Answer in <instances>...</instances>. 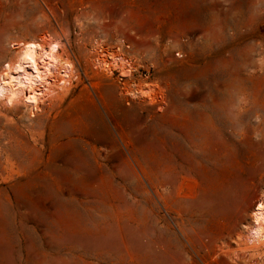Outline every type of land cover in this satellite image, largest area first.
I'll use <instances>...</instances> for the list:
<instances>
[{
	"label": "rangeland",
	"instance_id": "1",
	"mask_svg": "<svg viewBox=\"0 0 264 264\" xmlns=\"http://www.w3.org/2000/svg\"><path fill=\"white\" fill-rule=\"evenodd\" d=\"M106 1L0 0V72L33 40L74 69L35 115L0 103V264H264L246 239L264 192V0H178L167 40L112 33L127 0L100 19ZM122 38L149 44L127 51L129 76L94 67ZM146 81L158 97L129 93Z\"/></svg>",
	"mask_w": 264,
	"mask_h": 264
},
{
	"label": "bare ground",
	"instance_id": "2",
	"mask_svg": "<svg viewBox=\"0 0 264 264\" xmlns=\"http://www.w3.org/2000/svg\"><path fill=\"white\" fill-rule=\"evenodd\" d=\"M124 41L122 38L118 45L121 46ZM10 47L15 53L0 72V103L14 107L21 102L31 115H35L40 110L41 102L51 91V83H54L56 73L70 76L74 72L73 65L57 55L54 48L48 46L45 40L14 41ZM95 49L98 50V54L94 67L106 71L118 68L122 77L129 76L132 71L130 57L123 56L117 48L110 52L101 46ZM157 88L156 84L146 81L141 88L132 85L129 93L133 96L154 98L159 96ZM246 227V239L251 247L256 249L264 245V192L254 206L252 224Z\"/></svg>",
	"mask_w": 264,
	"mask_h": 264
},
{
	"label": "crops",
	"instance_id": "3",
	"mask_svg": "<svg viewBox=\"0 0 264 264\" xmlns=\"http://www.w3.org/2000/svg\"><path fill=\"white\" fill-rule=\"evenodd\" d=\"M114 0H108L101 3L99 7V18L101 19L105 13L111 14V7ZM178 0H127L125 9L127 14L125 16L126 26L119 28L114 24L110 31L116 35H133L160 38L167 40L174 38L179 34V29L182 28V22L178 20ZM182 14L186 12L189 15L190 4L185 1L182 4ZM188 17V16H186ZM111 20V18H110ZM189 21V18H186ZM112 22V20H111ZM135 45L131 49V54L141 53L147 50L149 44L146 46V40L142 42L134 41ZM155 44L156 39L152 40Z\"/></svg>",
	"mask_w": 264,
	"mask_h": 264
},
{
	"label": "built area",
	"instance_id": "4",
	"mask_svg": "<svg viewBox=\"0 0 264 264\" xmlns=\"http://www.w3.org/2000/svg\"><path fill=\"white\" fill-rule=\"evenodd\" d=\"M101 47H102V49H106V48H105V45H103V44L101 45ZM116 48L119 50L120 53L123 54V56L128 57V56H127V51H128L129 49H131V45L124 41V43H123L121 46H120V45H117V46L113 47V49L110 50V51H115ZM119 48H120V49H119ZM107 51H109V50H107ZM110 51H109V52H110ZM151 68H153V66H152ZM149 73H150V71H149ZM143 75H144V74H143ZM135 79H136V78H135ZM134 82H135V80H134Z\"/></svg>",
	"mask_w": 264,
	"mask_h": 264
}]
</instances>
